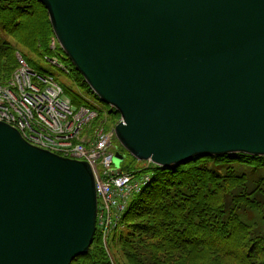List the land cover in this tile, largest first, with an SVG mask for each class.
<instances>
[{
  "label": "water",
  "instance_id": "water-1",
  "mask_svg": "<svg viewBox=\"0 0 264 264\" xmlns=\"http://www.w3.org/2000/svg\"><path fill=\"white\" fill-rule=\"evenodd\" d=\"M38 1L134 159L264 156V0ZM96 229L90 165L1 122L0 264H72Z\"/></svg>",
  "mask_w": 264,
  "mask_h": 264
},
{
  "label": "trees",
  "instance_id": "trees-1",
  "mask_svg": "<svg viewBox=\"0 0 264 264\" xmlns=\"http://www.w3.org/2000/svg\"><path fill=\"white\" fill-rule=\"evenodd\" d=\"M54 38L41 2L0 0V84L16 70L22 47L44 57L58 50L67 61L59 45L51 48ZM67 62L77 91L66 94L76 106L90 104L82 89L97 97ZM142 172L154 177L131 199L109 250L96 234L72 264H112L110 253L117 264H264V156L202 157Z\"/></svg>",
  "mask_w": 264,
  "mask_h": 264
},
{
  "label": "built area",
  "instance_id": "built-area-1",
  "mask_svg": "<svg viewBox=\"0 0 264 264\" xmlns=\"http://www.w3.org/2000/svg\"><path fill=\"white\" fill-rule=\"evenodd\" d=\"M51 46H56L55 40ZM18 62L11 78L0 84V121L19 131L34 147L87 162L98 181L100 229L103 215L115 226L148 177L113 167L115 135L104 126L105 110L97 105H74L53 77L36 72L20 55ZM114 226L103 230L105 235Z\"/></svg>",
  "mask_w": 264,
  "mask_h": 264
},
{
  "label": "rangeland",
  "instance_id": "rangeland-1",
  "mask_svg": "<svg viewBox=\"0 0 264 264\" xmlns=\"http://www.w3.org/2000/svg\"><path fill=\"white\" fill-rule=\"evenodd\" d=\"M19 51L22 53L24 58L27 60V62H29V64L35 71L41 74H44V75L52 76L66 90L69 89L75 92L77 91V87L76 85H74L75 76H68L61 67V66H67L69 64L63 58V53H61L58 50H55L51 54V56L44 57V56L39 55L38 53H33L30 50L23 48V47ZM82 91L89 100L93 101L94 103H96L97 105L101 107H106V105L103 102L93 97L92 95L86 93L83 89ZM101 117L102 119H105L104 114H102ZM113 121H116V120L115 119L112 120V118H109V117L107 118V122L104 124L107 130H112L114 128V124L116 123H113ZM86 132L90 133L89 128H86ZM114 149L116 153H119V152H122L123 148L122 147L119 148V144L115 142ZM124 155L125 156L121 162H117L114 160L113 167L116 168V170L123 171V172L131 171L135 167H137L138 169L140 164L137 161H135V159L128 156L125 150H124ZM141 164H142V167L146 168L145 166L146 164L144 163H141ZM114 264H116L115 261H114Z\"/></svg>",
  "mask_w": 264,
  "mask_h": 264
},
{
  "label": "bare ground",
  "instance_id": "bare-ground-1",
  "mask_svg": "<svg viewBox=\"0 0 264 264\" xmlns=\"http://www.w3.org/2000/svg\"><path fill=\"white\" fill-rule=\"evenodd\" d=\"M45 7V6H44ZM46 8V7H45ZM47 10V9H46ZM49 15V14H48ZM49 19H50V17H49ZM51 23V22H50ZM52 26V25H51ZM52 29H53V27H52ZM53 32H54V30H53ZM54 35H55V33H54ZM65 54V53H64ZM65 56H66V58H67V61H69L71 64H72V62L70 61V59L67 57V55L65 54ZM72 66L74 67V69L81 75V73L76 69V67L72 64ZM82 76V75H81ZM83 77V76H82ZM83 79H84V77H83ZM89 88H90V86H89ZM91 89V88H90ZM91 91L93 92V90L91 89ZM94 93V92H93ZM95 95V94H94ZM96 96V95H95ZM97 97V96H96ZM97 99H98V97H97ZM112 107H110V108H108L107 109V111H106V113H105V115L107 116V115H109V110L111 109ZM115 110V114H112V115H115L114 117L116 118V116L118 117V118H116V121H113V123H116V124H114V128H113V134L115 135V139L116 140H118V142H120L119 141V139H118V137H117V127L119 126V124H121V122L123 121V118H122V116H121V114L119 113V112H117L116 111V109H114ZM24 139V138H23ZM25 140V139H24ZM43 140V139H42ZM26 141V140H25ZM27 142V141H26ZM120 144H121V142H120ZM114 145V144H113ZM53 154H55V155H57V156H59V157H62V158H65V157H63V155H61V154H57V153H53ZM235 155H247V154H242V153H239V154H235ZM202 157H212V158H217V157H219V156H198V157H195V158H193L192 160H194V159H196V158H202ZM65 159H69V158H65ZM70 160H73V159H70ZM191 160V161H192ZM144 162H146L148 165H151V164H154V162L151 160V159H149V160H143ZM191 161H189V162H187V163H185V164H182V165H186V164H188V163H190ZM91 168V167H90ZM146 177H148V178H150V179H152L153 177H154V175L153 174H146L145 175ZM97 179L95 178V189H96V193H97V190H98V186H97ZM138 193H140V190H138V191H136L135 193H134V195H133V197L135 196V195H137ZM132 197V198H133ZM131 198V199H132ZM131 199L129 200V202H128V204L130 203V201H131ZM101 202L97 199V229H96V234H98V237H99V239H102L103 240V243H104V245H105V248L106 249H108L109 250V246H110V243H111V239H112V236L114 235V233L116 232V230L117 229H119V227L120 226H123V221H121L122 219H121V217L117 220V222H116V224H115V226L114 225H112V224H110V222L108 221V219H109V217H107L106 215H103V217H102V220L100 221V225H101V229H100V226H99V208L101 207ZM127 208H128V205H127ZM114 226V228L111 230V232L108 234V235H105V233H104V231L103 230H108V229H111L112 227ZM115 231V232H114ZM95 234V235H96ZM118 235V234H117ZM117 235L115 236V237H117ZM95 238V237H94ZM110 255H111V258H112V261H113V263L112 264H114V261H115V259L113 258V256H112V253H110ZM115 263H116V261H115ZM117 264V263H116Z\"/></svg>",
  "mask_w": 264,
  "mask_h": 264
}]
</instances>
